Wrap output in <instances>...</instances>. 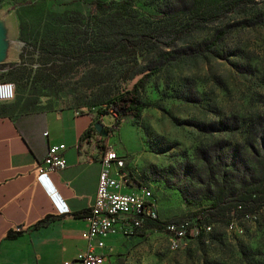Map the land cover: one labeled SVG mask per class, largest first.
<instances>
[{
    "label": "rangeland",
    "instance_id": "374dc122",
    "mask_svg": "<svg viewBox=\"0 0 264 264\" xmlns=\"http://www.w3.org/2000/svg\"><path fill=\"white\" fill-rule=\"evenodd\" d=\"M173 4L0 0V64L8 63L0 81L15 85V98L0 107L96 113L139 72L160 66L140 90L147 103L141 115L126 117L109 135L133 159L126 167L130 184L152 191L160 224L131 238L116 235L117 262L264 264V204L211 219L201 233L195 216L222 186L233 153L254 177L264 170V0L223 7L218 20L181 36L185 24L215 7L196 12L189 0ZM140 36L146 38L140 47L129 46ZM84 48L92 51L83 55ZM111 117L104 115V127ZM169 223L187 228L177 246Z\"/></svg>",
    "mask_w": 264,
    "mask_h": 264
},
{
    "label": "crops",
    "instance_id": "0c3cea01",
    "mask_svg": "<svg viewBox=\"0 0 264 264\" xmlns=\"http://www.w3.org/2000/svg\"><path fill=\"white\" fill-rule=\"evenodd\" d=\"M103 117L72 107L22 112L0 107V264H65L84 252L101 157H92L94 143L81 149L78 143ZM58 143L65 144L66 167L36 175L35 164ZM116 239L106 240L101 264H120Z\"/></svg>",
    "mask_w": 264,
    "mask_h": 264
},
{
    "label": "built area",
    "instance_id": "2783aa9c",
    "mask_svg": "<svg viewBox=\"0 0 264 264\" xmlns=\"http://www.w3.org/2000/svg\"><path fill=\"white\" fill-rule=\"evenodd\" d=\"M14 98V83L0 81V102H9ZM64 150V143L49 145L44 158L33 168L35 174H50L64 169L67 165ZM131 161L132 157L120 154L113 145L106 147L100 159L96 195L88 215L87 246L77 259L65 264H101L106 254L107 238L118 234L124 238L133 237L141 229L150 228V221L159 219L152 191L148 187L138 186L129 190L132 187L131 172L126 167ZM249 215L246 214V217H254ZM205 229H210V225ZM166 230L177 246L178 240L186 236L187 228L184 224L169 223Z\"/></svg>",
    "mask_w": 264,
    "mask_h": 264
},
{
    "label": "trees",
    "instance_id": "16d2710c",
    "mask_svg": "<svg viewBox=\"0 0 264 264\" xmlns=\"http://www.w3.org/2000/svg\"><path fill=\"white\" fill-rule=\"evenodd\" d=\"M125 2L127 0H124ZM174 7L179 4L184 3V0H173ZM191 1L193 7H197V11L208 6L213 5V9H209L204 13L203 16H195L194 19L190 20L183 28L179 31L178 35H183L203 27L206 23L211 21L218 20L219 11L223 7H226L229 10H235L236 8L243 7L253 3L255 0H189ZM170 2L168 3L169 6ZM208 4V5H207ZM99 6H103L102 1H98ZM166 14V11H165ZM192 15V14H191ZM219 36H216V39ZM145 36H140V38L133 43L131 42L129 46L132 48H137L142 45L145 41ZM214 42H211L213 44ZM92 50L83 49L82 54L88 55ZM11 63H9L10 65ZM8 63H1L0 67L7 66ZM13 65V64H12ZM160 70V66H149L139 72L128 84L120 88L116 93H114L106 103L104 108H99L96 112V117L101 115L112 116V122L109 126H106L108 134L103 136L98 133L94 125H92L84 135L81 136L80 142L78 143V149L84 144L94 143L98 150L95 154L92 155L93 158L102 157L107 144L109 143V135L113 134L123 122L126 117H139L143 109L147 106V103L144 102L140 96V90L145 87L148 79L156 74ZM17 99H21L20 90L16 91ZM26 111L33 110L32 106L27 107ZM98 119V118H97ZM100 120V119H98ZM257 122H248V128H256ZM264 129V128H262ZM230 160V171H223L221 175L222 186L217 188L213 195L210 196V204L199 209L195 216L197 218V228L198 232H203L205 226L209 225L211 219L218 217H225L227 214L233 210L237 212L251 211L249 210V204L252 203V206L264 204V170H261L259 176L254 177V170L249 166H242L237 161V155L232 154ZM261 165V163H260ZM228 178H236V183L238 184L235 187L234 183ZM246 178H249V182H246ZM251 209V208H250ZM85 212H80L78 214H84ZM159 220L150 221L148 227H159Z\"/></svg>",
    "mask_w": 264,
    "mask_h": 264
},
{
    "label": "water",
    "instance_id": "95a60500",
    "mask_svg": "<svg viewBox=\"0 0 264 264\" xmlns=\"http://www.w3.org/2000/svg\"><path fill=\"white\" fill-rule=\"evenodd\" d=\"M94 128L95 130L102 134L103 136H106L108 134L106 128L104 127V125L102 124V122L100 120H97L95 123H94Z\"/></svg>",
    "mask_w": 264,
    "mask_h": 264
}]
</instances>
